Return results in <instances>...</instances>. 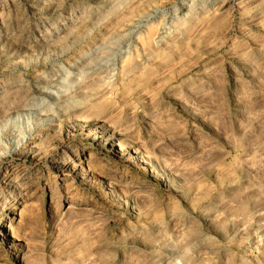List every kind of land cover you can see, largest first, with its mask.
I'll return each mask as SVG.
<instances>
[{"label":"rangeland","instance_id":"obj_1","mask_svg":"<svg viewBox=\"0 0 264 264\" xmlns=\"http://www.w3.org/2000/svg\"><path fill=\"white\" fill-rule=\"evenodd\" d=\"M0 264H264V0H0Z\"/></svg>","mask_w":264,"mask_h":264}]
</instances>
